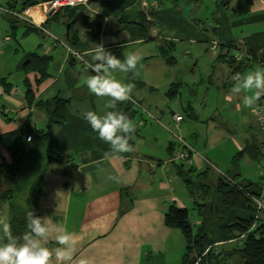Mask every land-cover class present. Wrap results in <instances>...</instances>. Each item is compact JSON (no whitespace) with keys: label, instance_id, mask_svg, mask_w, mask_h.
<instances>
[{"label":"crops","instance_id":"crops-1","mask_svg":"<svg viewBox=\"0 0 264 264\" xmlns=\"http://www.w3.org/2000/svg\"><path fill=\"white\" fill-rule=\"evenodd\" d=\"M25 1L0 0V6L41 21L91 67L0 10V135L26 122L30 127L12 196L0 197V264H183V234L165 224V212L172 203L190 211L193 201L197 211L191 219L200 224L203 209L189 173L206 185L224 177L183 135L189 131L185 114L197 118L186 96L203 84L194 75L202 60L226 71L227 81L244 77L252 85L250 99L264 100V0H137L125 16L104 15L100 0L46 15V0L30 6ZM20 28L24 45L11 56L10 43L17 45ZM213 40L261 59H249L235 73L237 63L233 67L209 49ZM31 54L49 57L44 75L39 68L26 69L28 64L21 67ZM233 90L225 100L242 111L248 93L243 86ZM56 97L67 101L63 122L49 116L47 102ZM252 109L244 115L242 143L233 137V144L238 152L262 157L264 132ZM175 114L183 116L179 124ZM170 128L198 154L176 160L178 144ZM206 131L210 142L236 134L233 125L214 116L207 118ZM48 149L58 156L49 159ZM240 157L234 156L228 172L259 191L260 180L241 177ZM12 161L0 142V164Z\"/></svg>","mask_w":264,"mask_h":264},{"label":"trees","instance_id":"trees-1","mask_svg":"<svg viewBox=\"0 0 264 264\" xmlns=\"http://www.w3.org/2000/svg\"><path fill=\"white\" fill-rule=\"evenodd\" d=\"M38 1L39 0H27L24 2V5H34ZM136 1L137 0H100V7L104 15L115 14L125 16V10L135 4ZM232 52L233 51L220 46L216 54L230 65L237 63L234 68V72L236 73L238 69L240 70L245 67V63H248L249 60L248 62H238L232 56ZM254 55V59H257L256 54ZM28 58L30 61L25 68H39L44 75L45 68L49 64V57L31 54ZM242 63L244 65H242ZM174 92L176 93V90ZM26 96L30 102L33 94L29 86H27L26 89ZM47 104L50 110L49 116L51 121L63 122L67 111V101L56 97L50 99ZM50 104H52L53 109L50 108ZM111 126L117 125L111 123ZM119 126L124 127L121 124ZM29 130L30 127L28 122H26L23 127L15 131L0 135V142L7 148L13 158L11 164L5 162L0 164V197L9 199L12 196L14 174L22 157L23 138ZM244 152L245 151L241 150L237 155H242ZM57 156L58 155H56L52 149H48L49 159ZM250 186L251 183L242 182H237L236 186L225 178L218 177L214 182L215 194L217 195L215 201H212L209 205L207 203L197 204L203 209V220L198 225L191 219L190 211L187 208L179 207L174 203L169 205L165 212V224L169 227L179 229L183 234L185 240L183 264H212V261L219 256V254H212V251L209 252L212 245L215 242L228 241L232 238L239 239L240 242L238 243V247L235 246L231 251H227L226 255L228 258L238 260V264H264V223L253 226L256 210L245 191L254 194H257L258 191L251 189ZM216 206L231 210H248L249 215L236 216L229 220L223 219V223L219 226V229H217L218 232L214 233L215 235H210L212 228L207 230L208 226L206 225L211 221L212 214L216 211ZM41 230L42 228L40 227L36 231ZM234 233H236L237 237L232 236ZM240 236L241 238H239ZM195 252L197 255L196 258L191 257V254Z\"/></svg>","mask_w":264,"mask_h":264},{"label":"rangeland","instance_id":"rangeland-1","mask_svg":"<svg viewBox=\"0 0 264 264\" xmlns=\"http://www.w3.org/2000/svg\"><path fill=\"white\" fill-rule=\"evenodd\" d=\"M164 3H166V1H164ZM49 4L50 0H46L47 8L49 7ZM20 30L21 28L18 30L16 36V39L18 41L17 45H14L12 41L10 43L12 51L11 56H13L15 48L19 49V44L24 40L22 35H20ZM22 45H24V43H22ZM74 59L79 60L75 57ZM212 64L213 62H211V64H204V62L201 60V64L196 67V70L194 72L195 78L202 79L203 84L200 87L195 86L194 92L188 93L186 99L190 100L194 105L197 118L194 119L193 117H187V115L185 114V121L189 124V131L184 132L183 135H185L190 141H192L196 149L206 155L210 159V161L214 163L216 167H218V170L222 171L223 175L234 177L232 171L228 172V170L231 169L230 167L232 166V160L234 156L238 153V149L233 144V137L240 143H242V138L244 135L242 134V131H244L243 125L245 122V116H248L245 112L251 107V105L253 106L257 103L258 98L254 99L253 97L252 99H250L252 85H247L245 83L244 77L240 78L237 82H235L237 77H232L229 79V81H227L228 75L226 71H220L219 68H216V66ZM220 64L223 68H227L226 64H223V62H220ZM232 66L234 67V64ZM231 83L232 85H230ZM218 86H220V89H218ZM242 86L245 88V92L248 93V99L245 101L242 100V104L245 105L247 103V107L243 106L242 111H238L237 109H235L236 102L234 100L227 101L225 100L224 96L227 93L233 94V92H235L233 88ZM234 95L235 99H237L238 95L236 93H234ZM211 116H214L218 121L221 120L223 122H228L229 126L233 125V128L236 130V134H233L231 136V134L224 133V135L218 137L216 141L210 142L209 140H207V118ZM195 126L198 127L197 130H195ZM170 130L177 133L171 128ZM193 131L198 134L197 139H191V137L188 136L187 132L191 133ZM254 155L255 156L252 157L248 153H244L241 155L239 161L237 162L242 173L241 177H247L248 179H251L253 181L260 180V182H262V178L264 175V171L262 169L264 156L257 157L256 154ZM216 171H214L213 173L216 174ZM260 172H263V174L259 179ZM189 174V178L191 179V181L196 182L192 188L197 195V201L199 203L206 202L208 205L211 204L212 201H215L217 197V195L215 194V188L213 187L215 181L212 180L211 182H209V184L206 185L203 180L199 183V175L196 172H190ZM236 178L237 181H239V176H236ZM198 183L202 184L203 186L198 187ZM187 207H190V215H192L193 213L194 215L196 214L197 210L193 208V201L191 202L190 206ZM215 210V213L212 214L211 221L206 225L208 226L207 230L212 228V232L210 235H215L214 233L218 232L217 229H219V226L223 223V219L229 220L233 219L236 216L249 215L248 210H231L225 209L224 207L220 206H216ZM232 236L237 237L236 233L232 234ZM239 242V239L235 238H232L228 241L226 240L215 242L209 252L212 251V254H219V256L216 259L214 258L215 260L212 261V264H238V260L228 258L226 253L227 251H231V249H233L235 246L238 247ZM196 256V252L191 254V257L196 258Z\"/></svg>","mask_w":264,"mask_h":264},{"label":"built area","instance_id":"built-area-1","mask_svg":"<svg viewBox=\"0 0 264 264\" xmlns=\"http://www.w3.org/2000/svg\"><path fill=\"white\" fill-rule=\"evenodd\" d=\"M86 1L87 0H50V4H49V7L45 11V15L48 14L49 12H53V11L60 9L63 6H76ZM0 10L5 15L26 21L33 28L40 30L46 36L47 35L50 36L51 39L53 40L51 45L60 44L64 46L65 48H67V51L73 57L78 58L83 64H86L88 67H91V64L87 62V60L84 58L81 52L71 48L68 44H66L64 40L52 34L44 26V24H42L41 21L33 18L29 13L21 11V10H17L15 8L5 7V6H0ZM219 47H220L219 43L216 40H213L210 42L209 49L213 51V53H217L219 51ZM254 54L255 53L249 49H241V50H236L235 52H232V56L238 62L240 61L248 62L249 59L255 58ZM257 59L259 60V58ZM131 101H133L134 104L139 106L138 102H135V100L131 99ZM252 111L257 117L258 128L262 132H264V100L257 101V103L253 105ZM174 120L177 124H179L183 120V116L181 114H175ZM170 131L174 135L176 143L178 144L174 152V158L176 160L189 161L190 158L198 154L197 150L190 143H188L180 134H177L173 132L172 130ZM262 169L264 171V163L262 164ZM223 176L227 181L237 186V181L234 180L232 177L228 175H223ZM238 187L241 188L240 186ZM245 192H246V195L251 199V202L253 203L255 210H256V214L254 218L255 221L253 223V226L259 225V223H264V175L262 178V184L260 186V190L258 191L257 194L250 193L249 191H245ZM239 238H241V236Z\"/></svg>","mask_w":264,"mask_h":264},{"label":"water","instance_id":"water-1","mask_svg":"<svg viewBox=\"0 0 264 264\" xmlns=\"http://www.w3.org/2000/svg\"><path fill=\"white\" fill-rule=\"evenodd\" d=\"M29 63V59H26L22 62L21 67L24 68Z\"/></svg>","mask_w":264,"mask_h":264}]
</instances>
